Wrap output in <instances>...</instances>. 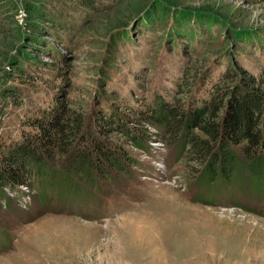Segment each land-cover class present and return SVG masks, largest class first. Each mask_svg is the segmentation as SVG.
<instances>
[{"label": "rangeland", "instance_id": "1", "mask_svg": "<svg viewBox=\"0 0 264 264\" xmlns=\"http://www.w3.org/2000/svg\"><path fill=\"white\" fill-rule=\"evenodd\" d=\"M86 3L0 0L1 152L42 145L46 104L130 127L157 99L197 104V73L213 83L228 68L243 83L264 74V0ZM136 127L153 135L145 149L109 137L135 161L117 179L2 189L0 264H264V194L197 181L179 144Z\"/></svg>", "mask_w": 264, "mask_h": 264}, {"label": "trees", "instance_id": "2", "mask_svg": "<svg viewBox=\"0 0 264 264\" xmlns=\"http://www.w3.org/2000/svg\"><path fill=\"white\" fill-rule=\"evenodd\" d=\"M92 1L85 5L92 7ZM201 74L195 77L203 87L197 104L157 99L128 119L130 127L127 123L121 126L119 118L112 116L96 118L91 125L79 111L46 104L36 124L42 132V145L33 149L23 140L11 147L8 144L5 153L0 151L1 196L10 199L2 192L4 188L16 196L21 187L54 186L59 178L72 190V176L87 188L119 178L135 161L109 137L118 131L145 149V141L153 135L137 132L136 125L158 128L164 142L179 144L185 158L200 167L197 181L221 178L224 184H247L252 192L264 194V74L248 83L241 82L229 68L214 83L206 73Z\"/></svg>", "mask_w": 264, "mask_h": 264}]
</instances>
